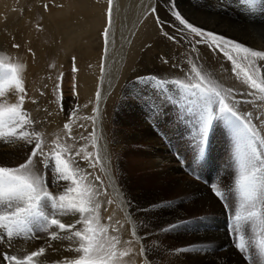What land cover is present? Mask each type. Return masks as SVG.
I'll use <instances>...</instances> for the list:
<instances>
[{"label":"bare ground","instance_id":"1","mask_svg":"<svg viewBox=\"0 0 264 264\" xmlns=\"http://www.w3.org/2000/svg\"><path fill=\"white\" fill-rule=\"evenodd\" d=\"M57 3H60V5L56 6ZM160 3L167 4L166 0H112V23L110 27L106 22L109 0H96L95 2H92V0H52L50 10L42 9L45 27H51L50 35L54 36L52 38L55 39L56 43L58 38L62 40L61 37L63 36L65 44H70L74 39L73 37L83 31L88 33L86 26L90 27L92 23L96 22H100L103 30L107 28L109 33L107 45H105L102 35L104 31L90 32L88 36L93 39L92 41L97 39H102V41L99 45L97 44L96 51L89 52V58L86 59L85 64L86 77L90 78L91 81L86 80V83H84L82 95L95 99L97 108H88L91 109V113H94L91 124H88L89 130L91 129L90 132L93 133L90 150L94 167H89L87 162L80 160V157H84L82 155L78 157L81 170L86 177V183L88 180L94 185V199H101L103 202L102 211L105 218L101 220V223H104V221L106 223V219L108 221V227H106L107 237H116L119 241L115 249L118 254L116 264H248L247 257L233 247L227 222L229 213H225L226 210L223 209L224 203H227V201L222 206L220 203L222 201L214 195L215 190L211 192V188H208L207 185L194 179L185 178L184 172L190 168V160L187 161V164H189L184 167L179 162L183 155H180L181 159H178L177 155L169 152L172 138L174 139L175 136L174 134L171 135L172 132H169L168 127L162 125V123L166 124L164 122L171 119L167 112L170 102H163V99H166L168 95L165 94L162 87L153 86L148 88L147 79L144 75L145 71L141 70L145 68H139L140 65L145 63V55L153 47L161 50L162 48L171 49L167 45L169 42L156 28L155 22L148 17L152 14L151 9L153 7L160 9ZM72 8L74 9L72 10ZM48 11H50L49 15ZM23 13L30 18H34L36 9L31 12H27V9H25ZM50 15L54 16L55 19ZM191 15H193V12ZM102 16H104V19H100ZM204 18L207 20L206 17ZM193 20L195 19L193 18ZM78 21H85L87 25L85 26L83 22L77 25L73 23ZM201 21L199 19V22ZM214 23L215 19L208 24L211 26ZM53 25L58 27V30H55ZM216 27L218 30L220 29L219 26ZM2 41L4 43L11 42V37L3 38ZM254 45L264 47V41H255ZM102 46L105 50L104 53L99 50ZM162 54L164 58H159V55L149 59L151 64L156 61L155 72L160 71L162 65L160 61L162 59L168 61V66L162 65L164 69H171L172 63L178 59L173 54L166 53V51ZM97 93H99L98 97ZM128 97L139 98L140 101L148 99V102H144L141 106L128 100ZM256 97L260 103L257 108H262L264 101L261 100V95ZM125 107L136 111L133 114L134 124L136 123V126L141 127L137 134H132V138L136 141L129 142V145H137L138 143L140 145H135L132 149L130 147L129 153H142L145 150L144 146L151 148V151L147 150L146 152V156L149 158L138 157L139 159H137L135 157V162L142 167L143 171H147L146 173L149 171L152 178L158 179L155 182L158 188L151 192L142 185L132 186L131 162L126 163L127 161H124V167L121 168L113 155L111 144L120 142L118 139L114 140V136L119 137L121 141L131 137V134L125 132L126 129L117 127L122 124L120 115L117 112L119 110L122 112ZM159 107L161 112L158 111ZM181 128L183 129L184 126L179 124L178 130ZM159 130H161L162 135L164 134L163 136L159 135ZM260 134L264 136L263 131ZM6 143L9 144V142ZM154 143L161 144L162 149L154 147ZM19 147L24 148L26 146L21 145ZM217 151L216 155H210L211 159L214 156H219L221 150ZM127 156L129 155H126L125 152V157L128 160L129 157ZM211 161H213L210 162L209 168L211 175H213V171L214 174L218 173V178L225 180L226 183L229 179L224 178L225 175L228 178H234L233 174L236 171L233 170L231 161H228V163L225 161L221 165L217 164L214 159ZM136 169H138V166ZM169 169L174 174L171 179L166 177V174H169L167 173ZM88 173H91V175H88ZM148 176L143 180L148 182L151 179V176L149 179ZM96 177H99V180H96ZM233 181L235 182V179ZM234 184L233 187H230H232L236 207H239V193L236 191V185ZM52 186L54 190L51 189V191L55 192L54 195H59L64 193L66 187L76 188L79 185L68 184L66 181H60L57 184L52 181L48 184V188ZM134 189L137 191L134 192ZM169 192L174 196L191 194L192 198L195 197L196 200L186 201L187 205L184 204L183 200L177 199V197L180 198L179 196L176 197L177 200L173 198L174 202L164 200V193ZM69 194L73 199L79 198L77 192ZM157 199L162 200V202ZM162 205H165V209H161L160 206ZM188 209L192 211L204 209L206 212L207 209H213L215 216L206 215L200 219L188 221L186 219V210ZM109 217H111V220H109ZM58 218H61L62 222L64 219H68L67 216L66 218ZM69 218L74 221L78 217L69 216ZM173 224L178 226L165 231ZM188 224H190V229L187 228ZM77 226L78 228L81 227L80 225ZM53 230L55 229L53 228ZM35 235L38 237L37 239L14 238L10 245L0 243V264H9L4 259V255H17L18 259H23L24 255L30 254L32 251H38L41 247L45 248V253L41 257L34 258L35 264H61L62 261H71L78 257L77 253L69 251L70 247H75L72 241L68 239L49 241L45 233H35ZM258 235V231L254 234L246 226V239ZM247 256H251V260H254L252 264H261V259H264V256L255 257L260 256L255 245L249 248Z\"/></svg>","mask_w":264,"mask_h":264},{"label":"rangeland","instance_id":"2","mask_svg":"<svg viewBox=\"0 0 264 264\" xmlns=\"http://www.w3.org/2000/svg\"><path fill=\"white\" fill-rule=\"evenodd\" d=\"M95 1L96 0H92V2ZM166 2V5L160 3L159 5L161 7L160 9H157L156 14H150L151 17L150 15L148 17L155 22L156 28L162 33L155 20V16L158 15L161 22H166L163 31H167L169 35L177 36L178 42H173L166 38L167 42H169L167 45H169L171 49L162 48L161 50L157 47H153L145 55V63L140 65L139 68H145L141 70L145 71L144 75L147 79L148 88L153 86L162 87L165 90H163L165 94L168 95L166 96V99H163V102H170L167 112L168 115L171 116L169 117L171 119L168 122L165 121L164 123L166 124L162 123V125L163 127H168L169 132H172L171 135L174 134L175 136L174 139L172 138L169 152L177 155L178 159H181L180 155H183L181 159L182 161L180 160L179 162L184 167L189 164H187V161L190 160V168L184 172V177L203 183L204 185H207L208 188H211L210 185L215 184V189L211 188V192L213 190L223 192L228 188H232L235 183L233 179L236 180L239 177V165L234 159V137L226 128L218 125L210 135L206 154L201 160L195 161L189 141L193 139L196 132L193 124L196 106L192 103L194 98L192 97L191 92L183 86L201 83V81L195 76V73L190 71V68L195 67L196 69L201 70L200 75L204 77L205 82L211 79L214 85L218 86V90L222 91V94L228 89H232L237 93L235 97L236 100L248 99L250 103L240 105V107L244 110L252 111L255 114L256 110L260 109L257 108L260 103L257 101L256 96L261 94L256 90H252L249 85L243 84V79L245 72L253 75V78H257L258 80L264 78V65H261L259 61H256V65L252 66L247 61H244L241 56H238L233 52L231 54L233 55L234 60L240 65L239 68H235L232 61L226 58L224 52L216 51L213 53L203 45L198 46L195 53H193L192 46L187 44L186 40L179 38L178 30L182 26L172 13H174V11H180L185 19H188L190 23L194 24V26L204 27L206 30L234 39L253 50L264 51V47L254 45L255 41H264V0H260V3L252 8L245 4L243 0H175V8L170 6V0H166ZM51 4L52 0H0V37H2L0 38V105L5 107L10 106L18 100V93L14 91L16 87L15 84L6 81V73L9 70L4 66L8 64L23 65L24 71L21 78L28 94L25 98L24 109L30 113L31 117L38 118L42 122L43 126L40 127L38 131L43 134L44 139L48 144L45 151H50L52 148H55L62 153L63 158L65 159H69V155H74L77 151L80 152V156H87L91 153L90 144L92 143L93 138V133L90 132L91 129L89 130V125L93 120L94 113H91L90 110L93 108L96 109L97 104L95 99L84 97V95H82L85 86L84 83H86V80L91 81L90 78L86 77L85 64L87 62L86 59L89 58V52L96 51L97 44L99 45L102 41V39L92 41L93 39L88 36L90 32L96 33L99 30H104L100 22L92 23V26L90 27L86 26L87 22L85 21L73 22L75 25L83 22L88 28V33L84 31L78 33L68 45L65 44L63 36L61 35L62 40L58 38L56 43L55 39L52 38L54 36L50 35L52 30L51 27H45L46 24L42 14V9L50 10L49 8ZM44 5H47L48 7L45 8ZM59 5L60 3L56 4V6ZM25 9H27V12L36 9V15L34 18L26 16L23 13ZM73 9L74 8H72V10ZM192 12L193 15H191ZM49 13L50 11H48V15ZM50 16L54 18V16ZM204 17H206L207 20H205ZM102 18L104 19V16L100 19ZM193 18L195 20H193ZM199 19L200 21L203 20L201 21L202 23L199 22ZM213 19H215L214 25L209 26L208 23H211ZM106 22L108 23V13L106 14ZM215 25L219 26L220 29L218 30ZM54 28L55 30H58V27L54 26ZM253 28H255L254 31ZM45 29H47L46 32ZM44 33L45 35L43 36ZM189 35H191V33H189ZM8 37H11V42L4 43L2 39ZM15 44H19L20 48H14L13 45ZM60 45L62 46L60 47ZM99 50H102L101 52L103 53L105 52L103 46L102 48H99ZM165 51L178 58L172 63V65L175 64L178 65V67H173L171 65V69H164L162 65L168 66V61L166 63L162 59L160 61V64H162L160 66V71L155 72L156 61H154V64H151V62L149 63V59H152L154 56L158 57L159 55V58H164L162 53ZM226 51L227 48L225 49V52ZM73 57H75V64H73ZM74 68L76 69L75 71L73 70ZM234 69L235 73H238L239 78L234 74ZM135 77L137 78V76ZM58 83L60 85L59 89L56 88ZM244 91L248 92L246 97L241 95ZM253 92H255V95H252ZM33 100L36 101V103H32L31 101ZM128 100L136 102L141 106L144 102H148V99L140 101L139 98L134 99L133 97H128ZM61 103L64 109L73 113L71 118L68 117L66 111L61 110ZM89 107H91L90 110L88 109ZM262 108H264V105H262ZM73 109L76 110L73 111ZM189 109L192 110L189 111ZM158 111L161 112L160 107L158 108ZM49 113L51 115H49ZM117 113L120 115L122 124L116 126L123 128L124 130L126 129L125 132L131 134V137H127L121 141L119 137L117 138V136H114V140L118 139L120 141L111 144L114 158L119 162L121 168L124 167V161H127L126 163L131 162L132 166L130 165V167L133 170H131L133 173V178L131 179V182L133 183L132 186L137 187L138 185H142L145 189L151 192L158 188L155 183L158 179L154 177L152 178L149 171L146 173L147 171H143L141 169L142 167L135 162V157L137 159H139L138 157L149 158L146 156V152L147 150L151 151V148L144 146L145 150L142 153L132 152V154L128 151L130 147L132 149V147L136 145H129V142L136 141V139L134 140L132 138V134H137L141 129L140 126H136V123L134 124L135 118H133V114L136 113V111L132 108L125 107L122 112L119 110ZM124 119L127 120V122H125ZM253 123H255V121H253ZM65 124L68 125L67 129L65 128ZM179 124L183 125L184 128L178 130ZM260 127L264 128V125ZM29 131L31 130L29 129ZM159 131L161 133H159V135H162L161 130ZM139 141H141V139H139ZM138 144L140 145V143ZM138 144L136 146H139ZM21 145H23V142L21 141L8 144L3 139H0V166L15 167L18 164L23 163L25 157L30 152V148L27 146L20 148L19 146ZM153 146L157 149H162L161 144L154 143ZM219 149L221 150L219 156H214L212 159H214L219 165L225 161H227V163L228 161H231L234 168L233 170L236 171L233 174L234 178H228L227 175L224 176V178L229 179L227 183L225 180L223 181L221 178H218V173L214 174L213 171V175H211L209 171L210 162H213L211 161L212 159L210 158V155H216L218 153L217 150ZM125 152L126 155H129L127 156L129 157L128 160L125 157ZM178 152L183 154H179ZM76 159L78 160V157ZM69 165L72 168V171L76 173V180L79 182V186L81 188H90V191L94 194V185L88 180L86 183V177L81 170V165L79 164V168H77L76 164H74L71 159H69ZM137 166L139 170L136 169ZM167 171L169 174H166V177L171 179L174 174H172L170 169ZM46 175L49 181H53L52 177L54 173L49 171ZM147 175H149L148 179L151 176V179H149L148 182L143 180ZM81 177H84V179L81 180ZM182 178L183 176L181 179ZM66 183L70 184L72 182L66 181ZM51 189L54 190V187L52 186L48 188L49 191H51ZM133 191L135 192L137 190L134 189ZM54 193L55 192H53V194ZM68 195L70 196L69 193ZM177 196H174L170 192L164 193L163 199L171 202L181 199L185 205H187L186 201H193V199H195V197L192 198L191 194ZM173 198L175 200H173ZM95 200H97L100 205L95 215L100 219V226L106 228L108 227L107 219L106 223L105 221L104 223H101V220H104L105 218L102 211L103 202L101 199L95 198ZM157 200L162 202V200ZM157 200H155V202H157ZM220 203L223 206L224 202ZM160 207L161 209H165V205ZM223 209L224 211L226 210L224 206ZM186 211V219L188 221L200 219L206 215H211V217L215 216V211L213 209H207V212L204 211V209L193 211L188 209ZM225 213L228 214L229 212L226 211ZM67 217L68 219H64V223L67 224L70 221H75V219L73 221L69 216ZM227 217H229V214ZM227 222L229 224V218H227ZM92 227H97V225L94 223ZM187 228L190 229V224L187 225ZM261 260V264H264V259L262 258ZM252 261L254 260H249L248 264H252Z\"/></svg>","mask_w":264,"mask_h":264},{"label":"snow or ice","instance_id":"3","mask_svg":"<svg viewBox=\"0 0 264 264\" xmlns=\"http://www.w3.org/2000/svg\"><path fill=\"white\" fill-rule=\"evenodd\" d=\"M243 2L252 8L260 3V0H243ZM111 3L112 0H109V27L112 23ZM170 6L175 8V0H170ZM44 7L48 6L44 5ZM156 12L157 9L153 7L151 13L156 14ZM172 14L182 26L178 30L179 38L186 40L187 44L192 46L193 53L198 46L203 45L213 53L224 52L235 68H239L240 65L234 60L231 54L233 52L252 66L256 65V61L264 65V51L253 50L234 39L206 30L204 27L194 26L180 11H174ZM155 20L165 38L178 42L177 36L163 31L166 22H161L158 15L155 16ZM102 35L107 45L109 35L107 28ZM13 47L19 49L20 45L15 44ZM72 60L75 64V57ZM4 67L9 70L6 73V81L16 86L14 91L18 93V100L10 106L0 105V139L9 143L21 141L24 146L30 148V152L24 162L15 167L0 166V243L10 245L14 238L37 239L35 233H45L49 241L68 239L75 244V247H70L69 251H74L78 257L71 261H62L61 264H116L118 254L115 249L119 241L116 237H107V229L100 226L99 219L95 215L100 205L93 198L94 194L87 187L79 186L66 187L64 193L59 195H54L48 190V184L52 182L47 179L46 173L49 171L54 173L52 180L57 184L60 181H70L79 185L76 173L69 165V159L76 164L77 168H79L80 160L87 162L89 167H94L91 153L80 157V152L77 151L74 155L70 154L69 159H65L55 148L45 151L48 144L43 134L38 131L43 124L38 118L31 117L30 113L24 109L25 98L28 95L21 78L24 66L8 64ZM173 67L178 65L174 64ZM190 71L194 72L201 81L194 85L183 86L191 92L194 98L192 103L196 106L193 117L196 132L193 139L189 141L194 160L199 161L204 157L210 135L218 125L223 126L233 135L234 159L239 165V177L235 180L236 191L239 193V207H236L231 188L225 192L215 190L214 195L222 202L227 201L224 207L229 212V235L232 237L233 247L251 260L252 257L247 256V253L249 248L255 245L260 255L264 256V136L260 134L264 131V128L260 127L264 125V108L257 109L255 114L244 110L240 105L249 104L248 99L236 100L237 93L232 89L222 94L211 79L205 82L204 77L200 75L201 70L192 67ZM234 74L239 78L235 69ZM243 84L259 92L261 100L264 101V78L258 80L245 72ZM59 87L58 83L56 88L59 89ZM241 95L246 97L248 92L244 91ZM252 95H255V92ZM98 96L99 93H97ZM31 102L36 103L34 100ZM61 110L66 111L71 118L73 113L64 109L62 103ZM65 128H68L67 124ZM77 157H80V160H77ZM83 179L84 177H81V180ZM95 179L99 180V177ZM210 187L215 189V184ZM71 192H77L79 198L70 197L68 193ZM66 216L78 218L75 222L70 221L67 224L58 218ZM94 223L97 227H92ZM77 225L81 227L77 228ZM177 226L170 225L165 231ZM246 226L254 234L258 231L259 235L246 239ZM44 253L45 248L41 247L38 251L24 255L23 259H18L17 255H4V259L9 264L12 262L35 264L34 258L41 257Z\"/></svg>","mask_w":264,"mask_h":264}]
</instances>
